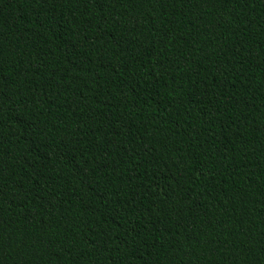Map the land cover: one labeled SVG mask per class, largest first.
<instances>
[{
  "label": "trees",
  "instance_id": "trees-1",
  "mask_svg": "<svg viewBox=\"0 0 264 264\" xmlns=\"http://www.w3.org/2000/svg\"><path fill=\"white\" fill-rule=\"evenodd\" d=\"M0 264H264V0H0Z\"/></svg>",
  "mask_w": 264,
  "mask_h": 264
}]
</instances>
